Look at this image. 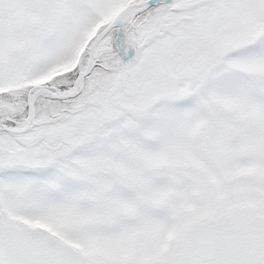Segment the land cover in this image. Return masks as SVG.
<instances>
[{"label": "snow or ice", "instance_id": "obj_1", "mask_svg": "<svg viewBox=\"0 0 264 264\" xmlns=\"http://www.w3.org/2000/svg\"><path fill=\"white\" fill-rule=\"evenodd\" d=\"M0 264H264V0H0Z\"/></svg>", "mask_w": 264, "mask_h": 264}]
</instances>
